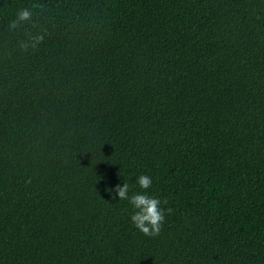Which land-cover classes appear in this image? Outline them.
<instances>
[{"label":"trees","instance_id":"obj_1","mask_svg":"<svg viewBox=\"0 0 264 264\" xmlns=\"http://www.w3.org/2000/svg\"><path fill=\"white\" fill-rule=\"evenodd\" d=\"M0 264H264V0H0Z\"/></svg>","mask_w":264,"mask_h":264},{"label":"clouds","instance_id":"obj_2","mask_svg":"<svg viewBox=\"0 0 264 264\" xmlns=\"http://www.w3.org/2000/svg\"><path fill=\"white\" fill-rule=\"evenodd\" d=\"M37 7L40 5L34 4L32 9H19L15 18L8 24V30L19 31L24 23L29 21L35 28L38 22L33 20V10ZM46 35L47 33L43 30L26 33L25 39L19 41L18 46L23 52L36 50L44 42ZM136 183L140 189L147 190L153 181L149 175L141 174L136 178ZM113 191L118 195L119 200H127L132 205L134 212L130 219L136 229L148 237H156L160 234L165 222V213L170 214L172 212L171 208L164 209L161 207L162 203H168L167 200L161 201L159 198L149 195L147 191L135 192L130 196V186L126 182L123 185L117 184Z\"/></svg>","mask_w":264,"mask_h":264}]
</instances>
